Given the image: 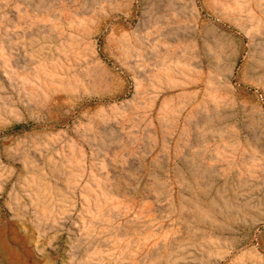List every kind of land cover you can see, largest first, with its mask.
Returning <instances> with one entry per match:
<instances>
[{"label":"rangeland","instance_id":"rangeland-1","mask_svg":"<svg viewBox=\"0 0 264 264\" xmlns=\"http://www.w3.org/2000/svg\"><path fill=\"white\" fill-rule=\"evenodd\" d=\"M0 264H264V0H0Z\"/></svg>","mask_w":264,"mask_h":264},{"label":"trees","instance_id":"trees-1","mask_svg":"<svg viewBox=\"0 0 264 264\" xmlns=\"http://www.w3.org/2000/svg\"><path fill=\"white\" fill-rule=\"evenodd\" d=\"M29 126L26 125V124H18V125H15L12 129L14 131H20V130H24V129H27Z\"/></svg>","mask_w":264,"mask_h":264}]
</instances>
